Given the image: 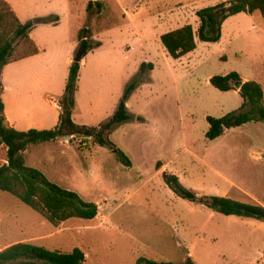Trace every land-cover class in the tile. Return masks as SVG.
I'll return each instance as SVG.
<instances>
[{
  "label": "rangeland",
  "instance_id": "1",
  "mask_svg": "<svg viewBox=\"0 0 264 264\" xmlns=\"http://www.w3.org/2000/svg\"><path fill=\"white\" fill-rule=\"evenodd\" d=\"M69 1L73 12L67 27L61 26L64 35L77 41L82 28L92 37L107 31L100 35V49L85 56L75 122L98 127L114 114L126 87L136 83L127 98L129 121L108 136L130 167L93 140L70 137L28 147L27 166L96 204L99 212L93 220L70 219L55 228L0 192L6 243L23 241L61 252L79 248L85 264H136L138 258L183 264L187 256L196 264H264L263 223L184 201L161 179L166 172L198 196H228L264 207V125L248 123L214 141L205 137L206 117H223L242 103L238 92L211 87L209 77L235 72L250 81L264 79V17H230L217 43L196 41L195 51L173 60L158 36L187 25L196 32V13L228 0H99L107 7L99 18L88 17L90 0ZM37 2L25 5L36 8ZM156 13L169 25H155ZM92 37L90 42L98 43ZM77 53L75 47L73 59ZM45 54L5 70L22 78L24 94L45 91L44 83L37 84V59ZM5 149L0 146V165Z\"/></svg>",
  "mask_w": 264,
  "mask_h": 264
},
{
  "label": "trees",
  "instance_id": "2",
  "mask_svg": "<svg viewBox=\"0 0 264 264\" xmlns=\"http://www.w3.org/2000/svg\"><path fill=\"white\" fill-rule=\"evenodd\" d=\"M106 11V5L99 0L89 2L86 6L88 17L99 18ZM242 13L249 15L259 13L264 17V0H228L202 9L196 13L199 20L196 32L187 25L162 35L160 43L171 59L179 60L196 50V41L217 43L221 38L223 23L230 17ZM58 22V17L50 16L21 23L10 5L0 0V146L6 148L5 163L0 165V192L14 197L41 217L43 216L55 228L70 219L93 220L99 212L98 207L94 203L84 201L75 192L50 182L41 171L27 166L25 152L32 145H45L64 137L78 138L84 143L93 140L97 146L112 151L117 160L129 168L130 160L123 151L109 141L108 136L117 126L129 121L127 98L136 87V83L126 87L114 114L98 127L76 125L72 115L75 108L80 63L72 61L64 93L57 101L60 108L57 126L41 131L35 129L17 131L10 127L6 121L2 100L5 89L1 82L2 70L15 61L39 54L40 50L30 34L38 26H55ZM90 37H92L91 32L86 27L78 33L77 52L84 50L83 58L88 52L101 46L99 42H90ZM143 70L144 65L140 68L141 72ZM209 84L220 92L238 90L237 94L242 103L237 111L223 117H206L208 131L205 137L208 141H214L223 136L225 131L248 123L264 125V92L260 84L255 81L242 82L235 72L225 76H213L209 79ZM161 179L173 194L184 201L197 203L224 217L243 218L264 224V207L261 205L239 201L228 196H198L195 191L183 186L177 176L166 172L162 173ZM85 259V254L79 248L70 252H61L29 242L11 244L0 251V264H85ZM136 264L173 263L138 258ZM183 264L196 263L187 256Z\"/></svg>",
  "mask_w": 264,
  "mask_h": 264
},
{
  "label": "crops",
  "instance_id": "3",
  "mask_svg": "<svg viewBox=\"0 0 264 264\" xmlns=\"http://www.w3.org/2000/svg\"><path fill=\"white\" fill-rule=\"evenodd\" d=\"M4 1L10 5L11 9L21 23H25L34 18H45L50 16L60 17H58L59 22L55 26H38L37 40L33 37L34 30L30 34L31 39L40 50L39 54L18 62L15 61V63L4 67L1 73V82L3 84V88H5L2 95V100L5 106L4 113L5 117L7 118L6 121L8 125L17 131H28L31 129L41 131L44 129H53L58 124L60 113V108L57 101L64 93L67 74L71 63L74 60L73 54L75 47H77V41H72L67 35H64L62 33L63 29L61 27L64 23L67 27L71 21L73 2L69 0H51L46 3L43 0H37V7L31 8L25 5L26 0ZM95 1L98 0H90L89 2ZM157 15L158 17L153 16V19H155V25H169V23L165 22V20L161 18L159 14ZM111 30H108V32ZM103 34L101 33L98 36H93L92 40L101 43L100 35ZM160 37L161 35L158 36L159 41ZM99 49L100 47L92 51L95 52ZM43 53H46L47 57L42 61L38 60V57ZM35 57L38 58L37 84L44 83L45 91H37V94H35L34 90H29V92L24 94L22 92V78L14 74L7 72L5 73V70L9 69L15 64L17 65L19 63H27L30 61L33 62V60L36 59ZM86 57H84L80 62L79 91L75 94V108L73 110L72 119H74V112L77 110L81 99L80 82L82 73L87 66ZM210 78L211 77H209V79ZM241 80L242 82L250 81L245 78H241ZM263 83L264 79H258L257 84L261 85L264 92ZM236 92H238V90H236ZM73 122L76 124L75 119ZM4 163L5 160H2V164ZM0 232L2 233H0V251L11 246V244L14 245L23 242L13 241L11 243H6L7 240H9V235L6 234L5 230L3 229H0Z\"/></svg>",
  "mask_w": 264,
  "mask_h": 264
},
{
  "label": "water",
  "instance_id": "4",
  "mask_svg": "<svg viewBox=\"0 0 264 264\" xmlns=\"http://www.w3.org/2000/svg\"><path fill=\"white\" fill-rule=\"evenodd\" d=\"M83 56H84V50H81L77 53V55L74 58L75 60H73V61L76 63H80L81 60L83 59ZM63 139L69 141L70 137H64Z\"/></svg>",
  "mask_w": 264,
  "mask_h": 264
}]
</instances>
